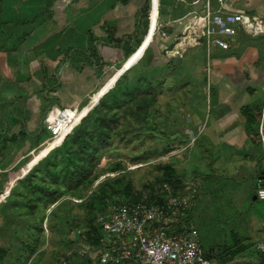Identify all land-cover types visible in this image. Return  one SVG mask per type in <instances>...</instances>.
Returning <instances> with one entry per match:
<instances>
[{
  "label": "crops",
  "instance_id": "obj_1",
  "mask_svg": "<svg viewBox=\"0 0 264 264\" xmlns=\"http://www.w3.org/2000/svg\"><path fill=\"white\" fill-rule=\"evenodd\" d=\"M148 1L53 0L50 9L52 17L42 20L40 23L35 24L34 22L17 29V31L23 29L30 33L25 40L19 43L15 52L0 51V56L4 55L7 60L4 64L11 62L10 57H15L13 64L18 78H13L10 65L8 66V68L10 67L9 76L8 71L0 73V86L5 80H9L12 84L23 83L25 85L23 92L21 91L22 95L17 93L21 106L19 109L22 111L21 117L18 119L19 126L22 127L19 130L20 132L24 130L25 133L22 136L34 143V146L30 147L32 150L37 151L36 147L40 146L42 134H47V132L51 134L49 124L54 116L53 113L51 114L53 109L50 106L54 105L53 103L57 100L61 103V109L63 106H78L80 100L83 101L90 95L97 94L106 84L103 80L108 79L112 73L114 75L117 73L121 63L127 60L128 53L135 46L136 40L144 37L139 47L132 53H141L142 57L136 64L130 65L126 72L118 75L115 81L124 74H130L136 70V66L142 64L141 61L146 56L143 54L150 42L149 39L154 35V24L150 36L148 33H144V30L147 29L148 18L142 16L141 9ZM204 2L205 0H162L159 5V20L165 26L164 29L168 28L170 31H166L167 37L165 38L157 35L163 38L164 42L159 41L156 44L154 41L155 44L149 46L148 54L153 57L152 64H149L146 69L156 68L159 63H169L172 58L173 63L181 70V74H185L186 77L190 75L192 79L199 75L197 78L201 79L204 86L201 88L193 86L194 90L191 88L190 94L194 95L192 100L195 105L193 110L196 109L197 112L190 111L189 122L195 128L194 131L192 130L193 135L190 138H193L192 143L199 141L210 146L211 152L208 157L215 161L214 167L217 168L213 175H216V172H221L220 177L227 178L226 182H220L223 184L222 197L226 203L225 206L234 210L233 217L240 218V221H235L237 226L241 232L246 233L245 237L240 239L238 234L242 233L238 227L228 223L229 220H233L232 217L227 218L228 216H226L225 224H228L230 228L229 234L236 240L231 243L230 249L234 250L241 244H245L247 248L238 255L228 258L222 264H258L254 260L252 252L258 254L259 250L262 251L257 244L260 238L264 237V200L258 198L257 194L252 196V187L250 188L249 184L247 189L242 185L248 182L247 180L255 173L256 179L261 181L259 185L264 183V169H262L264 167L262 164V160H264V61L261 58V55H264L261 53L262 49L264 52V41L248 40L249 35L239 26L241 39L238 47L234 50L233 45L229 50L214 49L210 57L207 55L205 45L194 44L190 34L186 37L187 43L183 40L177 43L173 49L167 48L166 52L172 56H167L160 45L161 43L169 45L168 39H170L172 44L169 46L173 47L174 37L184 29L187 20L195 14L203 15L205 13ZM225 7L256 16L262 20L264 28V20L261 15L257 14V11L264 13V0H226ZM127 39L130 41L126 43L124 40ZM28 45L31 48L24 50V46L28 47ZM182 47L181 55L175 56L174 54L179 52L178 49ZM37 62L40 63L43 70V79H48L46 74L51 69V79L58 85L55 87L58 90L52 94L36 93L33 100L36 103L29 108L28 103L33 99L31 94L39 87L28 85L27 83L31 81L22 82L19 80V72L22 64H28L27 68L29 66L31 68L35 67ZM42 63H46V65L42 66ZM25 75L24 77L21 75L22 78H31L30 73H28V77ZM73 87H82V92L79 93L80 98L74 104L72 97H75L77 93L72 91ZM44 88L48 89L45 86ZM198 95L208 96V109L202 106L204 100L194 99ZM9 100L12 98L7 99L5 103ZM40 100L43 101V104ZM86 104L82 107H85ZM244 106H250L252 111L259 115L258 126L262 137L260 144L253 142L247 129L248 123L243 115ZM27 112L31 114L28 121L22 115ZM7 124L4 122L3 126H7ZM42 128L46 129L42 131ZM49 141H51L50 138L46 145H49ZM36 142H38V146L35 144ZM51 148H49L50 151ZM190 187L193 188L191 193L194 196L198 188L191 185ZM212 187L210 186V189ZM239 190L245 194L239 195ZM191 193L186 195L185 200L190 199ZM257 199L263 202L257 204ZM251 234H262V236L255 240H248ZM125 264L143 263L135 260Z\"/></svg>",
  "mask_w": 264,
  "mask_h": 264
},
{
  "label": "rangeland",
  "instance_id": "obj_2",
  "mask_svg": "<svg viewBox=\"0 0 264 264\" xmlns=\"http://www.w3.org/2000/svg\"><path fill=\"white\" fill-rule=\"evenodd\" d=\"M52 1L53 0H0V18L6 23L10 22L6 25V27L10 30L14 27L11 22L18 19L20 20L25 18L33 20V23L35 22V24H37L42 20L44 21L45 19H49L50 12L48 10L51 9ZM211 7L213 10H216L217 7H220V5L216 0H211ZM257 14L261 15L264 20L263 12L257 11ZM238 36L232 44L233 50L239 45L241 34H239ZM245 36L248 35L245 34ZM248 40L264 41V34L256 36L249 35ZM152 41V43L150 42L149 44L150 46L155 44V42L156 44H158L159 41L164 42L163 38L158 36H155ZM18 43L19 42L15 44L18 45ZM11 44L13 43L8 42V40H4V42H1L0 45L4 46L5 49H10ZM168 44H172L170 39H168ZM30 48V45H28V47L24 46V50H28ZM262 51L263 49L261 50V53L263 54L264 52ZM149 52L147 50V54ZM177 54H179V52H176L174 55ZM141 57V53L132 54L129 59L127 58L124 63H121V66L115 75L114 73H112L108 79H104L103 81H105L106 84L102 90L103 94L108 88H110L109 90H111V93L114 94L119 93L117 87L123 89L128 84V87L131 88L136 84L137 78L144 74L148 75L149 77L156 78L155 81L159 85L163 84L162 82H164L165 79L166 83L168 84V91L170 89L172 90V92L160 91L161 93L159 95V104L156 109L150 112L149 125L148 127H143L144 129L141 130V138L135 137L136 140L133 139L132 141H129V139L134 137L136 134H139V132L136 133L134 131H131V136L126 137L125 140L115 141L111 149H107V151L103 153L104 157L102 158L101 165L106 166L107 162L111 161V157L113 158L116 156H127L129 158H134L137 155H141L140 151L146 150L148 152H145L146 155L144 156V158L139 162L132 164L127 170L102 175L89 191L91 192L93 190H97L99 188L98 183L100 181L112 176H117L119 173L123 175L126 172L127 178L124 179L123 183L108 185L106 188H101L100 191L102 193H106L107 191L109 192L111 190V186L121 188L129 180H133L136 183V186L140 187V184L142 182L153 180L161 173L157 168L159 163H163L166 161L171 162L175 166L178 176L181 178L184 185H191L193 187L197 186L196 188H198L197 192H193L194 196L192 194L189 201H185V205L187 206L186 209L190 208V216L186 215L184 217H180V220L186 222L183 223L181 227L184 228L186 226H190V224L194 225L198 229L197 231L199 232L201 245L204 250H208L212 245L215 244L220 246L221 248L226 246L231 247V243H234V241L236 242V240L234 236L232 237V235L229 234L230 228L228 224H225L226 216H228L227 218H229V216L232 217L233 220H229L228 223H231L235 227H238L235 221H240V218L233 217L234 210L226 208V203L222 197L223 184L220 182H226L227 178L220 177L221 172H216V175H213L215 174L214 172L217 170V168L214 167L215 161L212 158L208 157L211 152L210 146H208L205 142L202 143L198 141V143H192L193 138H190L191 131H194L195 128L192 127L190 123H185L189 122V119L191 118L190 111H192L195 107L192 100V97L194 95L190 94L191 88H193V90V86H195V88H201L204 86V84L202 83L201 79L197 78L199 77V75L195 76V78L193 79L190 77V75L188 77H186V75L183 77H179L178 73H180L181 70L178 69L177 66L175 68H172L170 66L171 64L168 62L159 63L155 69H146L142 66L143 63H146L145 57L141 61L142 64H139L138 67L136 66V70L128 75L124 74L121 78L118 79V82L115 81L118 75L126 72L130 68V65L132 66L136 64ZM14 58V56L10 57L11 62H7L8 64H4L7 60L5 59L4 55H2V57L0 56L1 74L8 71L7 74L9 76L10 67L8 68V66L11 65L13 78H18V73L15 71V67L13 64ZM261 58L262 61H264V55H261ZM43 65H46V63H42V66ZM39 66V62H37L35 67L31 68L30 66L29 68H27L28 64H22V68H20L19 72V80H21L22 82L31 81L27 84L30 86L39 87L38 90H35L31 94V96H33V99H31L28 103L29 108H31L36 103L33 102L36 93L40 92L41 94L42 92H46L47 94H52V92L58 90L57 88H55L58 85H56V82L54 83L51 79V69L46 74L48 79L45 80L43 79V70L41 66ZM28 73H30V79L22 78V76L24 77L25 74L28 77ZM109 79L110 81L107 84ZM46 82H48V84H46ZM115 83H117V87L114 88ZM40 85L43 86V89ZM24 86L25 85L23 83H19L17 85L12 84L11 82H9V80L3 81L2 85L0 86V131L4 130V136L6 138L12 136L13 134L18 138L16 141H10L5 145L0 138V247H12L13 250L17 249L20 241V239L16 237L15 234H26L25 231L28 230V228L26 227L28 223L32 224L38 222L40 219H43V226L46 230L45 234L48 237L51 232L49 234L50 230H48L46 224L57 225L60 218L70 212L75 215L82 213L81 210L73 204H66L65 209H63V207H60L56 212L51 211L53 207L45 211H43L41 208H38L32 212L31 209L28 208L24 203L16 201L17 199L22 200L25 193H28L26 185L23 181L25 172L24 167L27 166L29 169H31L38 161V159L40 160L49 153V148L52 147V150L54 147L59 145L57 144V140H55L54 142L49 141V145H46L51 134L49 132H47V134L44 133L41 137L40 146L36 147L37 151L35 156L33 157L32 152L34 150H32V148L30 147L34 146V143L27 137L24 138L22 135H20L19 130L20 128H22L19 126L20 121L18 120L19 117H21L20 114L22 112L21 109H19L21 107L19 104V95H22L21 91L23 92ZM44 86L48 87V89L44 88ZM185 86H187V88H190L189 99L185 91L183 90ZM72 91L77 93L75 97H72V103L74 104V102L78 101V98H80L79 93L82 92V87H73ZM102 96L103 95L100 94L99 97L101 98ZM11 98L12 100H9L5 103L7 99ZM196 98L204 100V105L202 106L208 109V96L198 95L195 96L194 99ZM4 99L6 100L4 101ZM89 100L90 97L84 99L83 101L80 100L81 102H79L78 107L82 108V106L85 105ZM40 101L41 104H43V101ZM53 104L54 105L50 106V108L53 109L51 111V114L53 113L52 115L56 116V114L61 111L62 106L58 100ZM195 111L196 109L193 110V112ZM22 115L23 117H26L27 121L28 118L31 117L30 112L24 113ZM67 121L68 120H66V122ZM4 122H6V124L8 122L7 126H3ZM63 134L65 135L66 131H62L58 134L59 140H63L65 138ZM178 138L180 140H178ZM55 144L57 145L54 146ZM166 146L168 147V149L165 148ZM1 147L3 149H1ZM39 150L41 151L39 152ZM30 156L31 158H29ZM262 164H264V160H262ZM255 179L256 173L253 177L249 178L250 181L247 180L248 182H245L242 186H244L246 189L248 188V184L250 188L253 187V180ZM210 186L213 187L210 189ZM238 194H245V192L239 190ZM173 197L180 199V196L173 195L169 197L168 200ZM76 201H81V199H77ZM256 202L257 204H260L263 201L257 199ZM3 206L7 207L6 212H3ZM48 217H50L49 220ZM174 224H177V220ZM238 229L241 232L239 227ZM81 232V227L75 228L73 236L71 235L68 239H66V242L70 240L73 241V243L70 245L68 243L65 244V241H62L60 239L59 234H64L63 231H58L55 234H51L52 240H50L46 251L43 254H40L38 258L33 260L32 264H49L51 262L53 264H82L84 260L85 264H95L97 254L98 252H100V249L91 247L83 238L79 237V234H81ZM241 233L242 234H238L240 239L245 237L246 234L244 231H242ZM104 236L105 240H109L107 234H104ZM261 236L262 234H251L248 240H255L260 238ZM263 239L264 237L260 238V240ZM252 254H254L253 258L258 264L264 263V257L262 258L260 254L258 255L254 251L252 252Z\"/></svg>",
  "mask_w": 264,
  "mask_h": 264
},
{
  "label": "trees",
  "instance_id": "obj_3",
  "mask_svg": "<svg viewBox=\"0 0 264 264\" xmlns=\"http://www.w3.org/2000/svg\"><path fill=\"white\" fill-rule=\"evenodd\" d=\"M161 2L162 0H160ZM48 11L50 12V18L52 17V12ZM141 14L148 18L147 29L144 30V33H147L150 20V0L141 9ZM159 14L160 9L158 10V21L160 22ZM9 23L2 21L0 18V44L4 40L13 43L10 49H5L4 46L0 45V51L7 52L8 50V52L13 53L17 50L19 43L25 40L30 33L23 29L17 31V29L24 25L32 24L33 20L25 18L14 20L11 22L14 26L11 30L6 27ZM165 31L169 32L170 30L166 28ZM142 39L138 38L136 40L135 46L128 53V57L139 47ZM124 41L127 43L130 40ZM17 42H19L18 45L15 44ZM149 46H147L143 54V56L146 55V63L142 64L144 68L152 64L153 56L147 54ZM169 63L172 68L177 66L173 63L172 58L169 60ZM178 75L179 77L185 76V74L181 73H178ZM155 80L156 78L144 74L137 78L136 84L131 88L127 84L125 88L120 89L117 87V83H115L114 88L117 87L119 93L114 94L111 93V90H108L103 94L102 88L97 94L90 95V101L87 102L82 113L89 111L73 131L68 135L63 134L65 136L63 141L49 151L46 156L38 160L31 169L27 166L24 167L23 181L28 193H25L22 200L17 199L16 201L24 203L32 212L38 208L45 211L52 207L51 211L56 212L60 207L65 209L66 204L76 205L81 210L82 213L78 215L72 212L67 213V215L60 218L57 225L46 224V227L50 230L49 234L50 232L51 234H55L58 231L64 232V234L59 235L60 239L65 241V244L68 243L70 245L73 243L71 240L66 242V239L71 235L73 236L76 227H81L82 232L79 234V237L83 238L91 247L103 250L116 245L118 249L114 251V255L121 257L124 242L119 240L114 243L115 240H105L104 233L98 222L101 214L107 213L113 205L119 204L122 201L127 203L141 201L163 204L173 195L186 197V195L191 193L193 188L190 185L186 186L182 183L175 166L168 161L159 163L157 168L161 173L153 180L140 182V187L136 186L133 180H129L121 188L111 186L109 192L102 193L100 191L101 188H106L108 185L123 183L124 179L127 178L126 172L123 175L119 173L117 176L100 181L97 190L89 191L102 175L127 170L132 164L142 160L146 155L145 152H148L146 150L140 151L141 155H137L134 158L127 156L111 157V161H108L106 166L101 165L102 158L104 157L103 153L107 149H111L115 141L125 140L126 137L131 136V131L139 132V134H136L129 141L136 140L135 137L141 138V130L144 129L143 127H148L149 125L150 112L156 109L159 104L160 91L172 92L170 89L168 91V84L165 79L162 82L163 84L160 85ZM109 81L110 79L107 84ZM116 82H118V79ZM183 90L189 99L190 88L185 86ZM100 94L103 95L101 98L99 97ZM243 115L248 123L247 129L253 142L260 144L262 137L258 126L259 115L252 111L250 106L243 107ZM185 123L191 124V122ZM45 129L42 128L41 130L44 131ZM24 133L25 131L23 130V132H20V135ZM37 136L39 137V134ZM0 138L5 145L10 141L16 140L17 136L13 134L6 138L4 130H1ZM56 140L60 142L62 139L59 140L57 138ZM178 140L180 139L178 138ZM35 144L39 145L38 142ZM165 148L168 149L167 146ZM1 149L3 148L1 147ZM258 172L260 173V171ZM260 182L258 179L254 180V186L251 190L252 196L257 194V190L261 186L259 185ZM77 199H81V201H76ZM2 208L3 212H6L7 207L3 206ZM189 209H179L176 212L171 222L172 230L175 232L183 230L181 225L186 222L180 220V217L190 216ZM49 219L50 217H48ZM175 219L177 220V224H174L176 223ZM26 227L28 228L25 231L26 234H15L20 239L17 249L0 247V264H32L33 260L46 251L50 240H52V236L51 234L48 237L46 236L43 219L32 224L28 223ZM109 242H111V245H109ZM246 248L245 244H241L234 250L230 249V247L221 248L215 244L204 251L207 259L217 260L218 263L222 264L228 258L230 259L238 255ZM258 254L262 258L264 257V251L259 250ZM100 258L101 253L98 252L95 264H101ZM134 261L135 259L133 258H119V260L108 261L105 264H125ZM82 264H85V260Z\"/></svg>",
  "mask_w": 264,
  "mask_h": 264
},
{
  "label": "built area",
  "instance_id": "obj_4",
  "mask_svg": "<svg viewBox=\"0 0 264 264\" xmlns=\"http://www.w3.org/2000/svg\"><path fill=\"white\" fill-rule=\"evenodd\" d=\"M217 2L220 7L213 10L211 0H205V13L195 14L187 20L184 29L174 37L173 47L164 43L160 44L167 56L169 55L166 52L167 48L173 49L184 39L187 43L188 34L192 36L194 44L205 45L208 57L214 49L232 48L234 39L239 34V26L250 36L264 34L261 19L226 8V0H217ZM159 5L160 0H150L148 36L155 23L154 35L150 37V42L158 34L164 38L167 37L164 25L158 21ZM182 49L183 47L178 49L180 55ZM84 108L64 106L49 124L50 140L54 142L62 131H66V135L71 133L89 111L82 114ZM62 141L60 140L57 144ZM35 154L34 150L33 157ZM257 197L264 200V183L258 188ZM185 201V197L180 199L173 197L163 204L122 201L113 205L107 213L99 216L98 222L102 232L108 235L109 241L112 239L115 240L114 243L119 240L124 242L122 256L114 255V251L118 249L114 245L112 248L100 250V263L105 264L119 258H133L143 264H218L217 261L205 257L199 232L194 225L182 227L183 230L177 232L172 230L173 216L179 209H186ZM257 245L264 251V239Z\"/></svg>",
  "mask_w": 264,
  "mask_h": 264
},
{
  "label": "water",
  "instance_id": "obj_5",
  "mask_svg": "<svg viewBox=\"0 0 264 264\" xmlns=\"http://www.w3.org/2000/svg\"><path fill=\"white\" fill-rule=\"evenodd\" d=\"M189 121H190V119H189ZM193 135V133H192V131H191V136Z\"/></svg>",
  "mask_w": 264,
  "mask_h": 264
},
{
  "label": "bare ground",
  "instance_id": "obj_6",
  "mask_svg": "<svg viewBox=\"0 0 264 264\" xmlns=\"http://www.w3.org/2000/svg\"><path fill=\"white\" fill-rule=\"evenodd\" d=\"M154 25H155V23H154ZM154 29H155V26H154Z\"/></svg>",
  "mask_w": 264,
  "mask_h": 264
}]
</instances>
